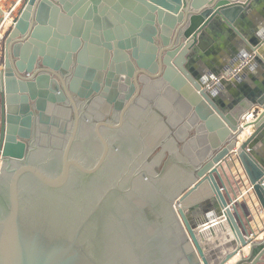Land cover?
Instances as JSON below:
<instances>
[{
    "label": "water",
    "instance_id": "1",
    "mask_svg": "<svg viewBox=\"0 0 264 264\" xmlns=\"http://www.w3.org/2000/svg\"><path fill=\"white\" fill-rule=\"evenodd\" d=\"M257 3L26 1L0 69V264H264L238 196L248 183L264 213V91L222 92L264 64V27L230 65H194L209 29ZM216 226L233 236L210 248Z\"/></svg>",
    "mask_w": 264,
    "mask_h": 264
},
{
    "label": "crops",
    "instance_id": "2",
    "mask_svg": "<svg viewBox=\"0 0 264 264\" xmlns=\"http://www.w3.org/2000/svg\"><path fill=\"white\" fill-rule=\"evenodd\" d=\"M263 27L264 0H258V3L254 6V8L241 13L240 17L237 18L233 25L230 26L227 24V22L222 20L221 23L214 29H209L210 38L206 40V44L203 46V48L199 49V51L196 53V56L194 57V65L201 68H208L210 64H219L222 66L230 65L232 60L231 51L235 48V46L240 44L241 37H243V32L250 30H262ZM235 67L237 70H233L231 76L233 75V79L237 75L243 77L239 82L243 90H240L235 84H232L233 86L224 85L222 87V92L227 99L230 101L238 100L240 98L247 99L245 94L264 91V64H258L257 67L255 66L253 69L248 71L240 70L241 67L238 66V64ZM236 71H239L238 74ZM233 81L235 82V80ZM254 108L260 109L259 107ZM260 110L262 111V109ZM262 146L263 148H261V153L264 155V144ZM250 187L251 186L246 183V186L242 187V193H245ZM251 194L252 192L245 195V198H241V194H239V200L243 201L245 199V201H247L253 213L255 214L258 225L263 228L264 213H261L257 200L255 198L253 200L249 198ZM220 228L222 227L215 228L217 236L214 237V239L211 236L208 238V240H215L216 238L218 240L220 239L219 243L216 240V242L213 241L211 245L209 243V247L211 246L210 248L218 247L219 245L227 242L229 238H232L231 231L227 226H225V228L223 226L222 229ZM205 230H207V228ZM259 240H261V238H259Z\"/></svg>",
    "mask_w": 264,
    "mask_h": 264
},
{
    "label": "built area",
    "instance_id": "3",
    "mask_svg": "<svg viewBox=\"0 0 264 264\" xmlns=\"http://www.w3.org/2000/svg\"><path fill=\"white\" fill-rule=\"evenodd\" d=\"M27 0H0V33L4 28H7L8 31L12 30V28L15 25V21L18 19L19 15H16L14 18H11V16L15 12H21L24 4ZM11 19L12 22L10 23L9 27L7 25L8 20ZM3 68V63L0 65V69ZM261 114V110L258 108H253L251 111L247 113L245 118L241 122V127H246L248 125V128H245L243 134L238 138V144L237 147L234 148L231 151V155L236 157L238 147L246 141L254 132L253 124L257 121L258 117ZM1 164H2V157H0V170H1ZM252 192V187L248 188L245 193L241 194V198H245V195ZM240 198V199H241Z\"/></svg>",
    "mask_w": 264,
    "mask_h": 264
},
{
    "label": "rangeland",
    "instance_id": "4",
    "mask_svg": "<svg viewBox=\"0 0 264 264\" xmlns=\"http://www.w3.org/2000/svg\"><path fill=\"white\" fill-rule=\"evenodd\" d=\"M20 14V10L19 12H15L11 18H14L16 15ZM12 22L11 19L8 20L7 25L9 27L10 23ZM11 31V30H10ZM10 31L7 30V28H4V30L1 31L0 33V65L2 63H4V52H5V41L10 33Z\"/></svg>",
    "mask_w": 264,
    "mask_h": 264
},
{
    "label": "flooded vegetation",
    "instance_id": "5",
    "mask_svg": "<svg viewBox=\"0 0 264 264\" xmlns=\"http://www.w3.org/2000/svg\"><path fill=\"white\" fill-rule=\"evenodd\" d=\"M2 134H3V111H2V99L0 95V143L2 142ZM104 137L108 139L110 137V134L105 133Z\"/></svg>",
    "mask_w": 264,
    "mask_h": 264
},
{
    "label": "bare ground",
    "instance_id": "6",
    "mask_svg": "<svg viewBox=\"0 0 264 264\" xmlns=\"http://www.w3.org/2000/svg\"><path fill=\"white\" fill-rule=\"evenodd\" d=\"M218 224H219V225H221V223H220V222H219ZM217 227H218V226H216L215 228H217ZM227 227H228V226H227ZM222 228H223V226H222ZM222 228H220V229H222ZM224 228H225V226H224ZM228 228H229V227H228ZM205 229H206V228H205ZM205 229H204V230H205ZM218 230H219V229H218ZM226 230H227V229H226ZM229 230H230V229H229ZM221 232H222V231H221ZM218 233H220V232H218ZM231 234H232V233H231ZM232 236H233V235H232ZM207 239H208V238H207ZM213 239H214V238H213ZM213 239H209V240H208V241H209V243H210V245L213 243V241H214V242H216V241H217L218 243L220 242V241H219L220 239L218 240V239L216 238V239H215L216 241H215V240H213ZM223 241H224V240H223ZM222 245H223V244H222ZM210 247H211V246H210ZM246 250L248 251V249H246ZM246 250H245V251H246ZM237 259H239V258H238V257H236V258H235V259H234V260H233L231 263H229V264H233V263H234V262H235Z\"/></svg>",
    "mask_w": 264,
    "mask_h": 264
}]
</instances>
